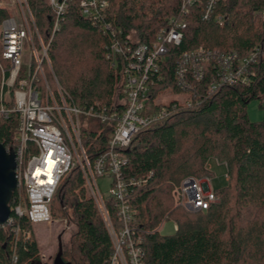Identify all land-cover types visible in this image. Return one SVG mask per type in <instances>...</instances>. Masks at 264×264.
<instances>
[{
  "label": "trees",
  "instance_id": "16d2710c",
  "mask_svg": "<svg viewBox=\"0 0 264 264\" xmlns=\"http://www.w3.org/2000/svg\"><path fill=\"white\" fill-rule=\"evenodd\" d=\"M30 3L47 38L52 24L50 9L43 0ZM180 6L181 0H110L106 20L129 36L134 45L149 43L169 18L180 17ZM262 8L264 0H226L216 12L226 18L220 26L213 20L202 21V7H193L186 18L182 44L166 59V81L158 86L152 103L160 89L171 87L175 93H182L173 75L178 55L184 51L199 47L234 50L244 57L254 47L262 50L249 85H228L206 94L204 88L211 79L208 75L196 84L201 96H192L190 107L170 106L168 117L142 129L125 150L126 177L145 180L129 188L128 198L135 211L133 227L142 239L145 264H264V119L251 122L246 113L252 100L264 98V20L258 16ZM7 16L8 12L0 10V22ZM108 42V36L84 19L77 3L72 2L52 39L49 57L61 87L81 107L95 103L110 106L116 97L119 71L106 59ZM84 123L88 126L83 129V143L94 159L107 150L112 130L96 121ZM17 128V115L0 120V143L4 147L14 148ZM211 159L227 166L228 184L214 190L219 202L196 213L175 206L174 188L188 177H210ZM24 197L25 192L17 188L11 208ZM55 200L63 209L64 219L74 226L63 245V261L104 264L112 253V241L79 168L63 178ZM107 205L117 223V210L110 198ZM164 219L174 221L173 234L159 232ZM17 224L24 232L31 231L26 217L15 219ZM11 227L0 228V264L41 263L32 236L21 238L12 250Z\"/></svg>",
  "mask_w": 264,
  "mask_h": 264
},
{
  "label": "built area",
  "instance_id": "2783aa9c",
  "mask_svg": "<svg viewBox=\"0 0 264 264\" xmlns=\"http://www.w3.org/2000/svg\"><path fill=\"white\" fill-rule=\"evenodd\" d=\"M43 1L52 15L47 38L29 0H0V10L8 12L0 22V120L18 117L14 148L5 149L16 154L18 188L25 192L24 199L11 208V218L2 228L12 225L14 251L21 238L33 235L37 225L58 221L56 216L62 217L63 209L55 194L63 178L76 167L112 241V253L104 264H145L142 239L133 227L135 211L128 199L129 188L140 186L145 180L126 177L125 150L142 129L168 117L170 106L190 107L192 96H201L196 84L208 75L211 79L204 88L206 94L228 85H249L256 75L262 50L254 47L244 57L234 50L199 47L184 51L178 55L173 75L174 84L182 91L178 94L183 95L182 100H159L165 93L174 92L167 87L158 90V98L152 103L158 86L166 81L163 68L167 57L182 44L191 9L201 6L202 21L213 20L222 26L226 18L216 12L226 0H181L180 17L169 18L151 42L135 45L121 29L107 22L110 0ZM72 2L77 3L84 19L108 36L106 59L119 71L116 97L110 106H79L61 87L53 71L50 45ZM258 16L264 20V8ZM84 120L96 121L112 130L107 150L94 159L83 143V129L88 126ZM98 179L109 181L107 197L102 194ZM173 197L177 207L190 213L206 211L219 202L206 177L185 178L175 187ZM108 198L115 204L117 223L110 215ZM23 217L30 222V232L14 225L15 219ZM16 260L14 256L13 261Z\"/></svg>",
  "mask_w": 264,
  "mask_h": 264
},
{
  "label": "rangeland",
  "instance_id": "374dc122",
  "mask_svg": "<svg viewBox=\"0 0 264 264\" xmlns=\"http://www.w3.org/2000/svg\"><path fill=\"white\" fill-rule=\"evenodd\" d=\"M8 1L11 2V0H5V2ZM46 74L51 78L49 72ZM182 98L183 95H178L175 92H167L159 100L168 103L176 100L181 101ZM246 113L251 122L262 121L264 119V98L252 100L247 106ZM208 168L211 171V175L207 179L212 190H218L228 184L227 166L225 164L211 159L208 162ZM98 184L102 194L107 197L110 189L109 181L106 179H98ZM174 205L176 206L175 200ZM56 210H59L58 204ZM56 217L58 221L50 225L39 224L36 226L35 232L33 231L32 237L38 244L40 259L43 264H53L56 253L58 252V237L61 236V242L64 245L68 242L70 233L74 230L72 222H67L63 215L62 217L61 215H57ZM158 230L163 235H170L175 232L176 225L173 220L164 219L160 223Z\"/></svg>",
  "mask_w": 264,
  "mask_h": 264
},
{
  "label": "water",
  "instance_id": "95a60500",
  "mask_svg": "<svg viewBox=\"0 0 264 264\" xmlns=\"http://www.w3.org/2000/svg\"><path fill=\"white\" fill-rule=\"evenodd\" d=\"M17 161L14 151L7 152L0 143V228L5 227L12 215L11 201L13 194L18 188L16 175ZM7 233L8 230H6ZM63 244L61 236L58 237V253L53 264H66L62 259ZM36 264H43L36 263Z\"/></svg>",
  "mask_w": 264,
  "mask_h": 264
},
{
  "label": "flooded vegetation",
  "instance_id": "af4514ba",
  "mask_svg": "<svg viewBox=\"0 0 264 264\" xmlns=\"http://www.w3.org/2000/svg\"><path fill=\"white\" fill-rule=\"evenodd\" d=\"M57 253H58V252H57ZM57 253H56V254H57Z\"/></svg>",
  "mask_w": 264,
  "mask_h": 264
}]
</instances>
